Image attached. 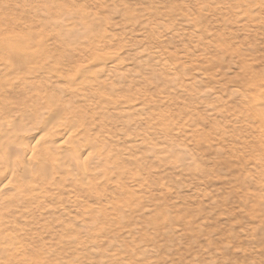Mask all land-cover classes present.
I'll use <instances>...</instances> for the list:
<instances>
[{"label":"rangeland","instance_id":"rangeland-1","mask_svg":"<svg viewBox=\"0 0 264 264\" xmlns=\"http://www.w3.org/2000/svg\"><path fill=\"white\" fill-rule=\"evenodd\" d=\"M61 16L101 26L67 36ZM29 51L41 89L93 116L113 172L24 208L25 243L0 264H264V0H0L11 115Z\"/></svg>","mask_w":264,"mask_h":264},{"label":"bare ground","instance_id":"bare-ground-1","mask_svg":"<svg viewBox=\"0 0 264 264\" xmlns=\"http://www.w3.org/2000/svg\"><path fill=\"white\" fill-rule=\"evenodd\" d=\"M80 14L75 9L66 15L75 19ZM63 19L61 16L52 21L51 30L57 32L60 29L67 36L87 37L101 26L83 21L78 28L62 30ZM40 54L29 51L14 56V62L22 59L17 63L22 68L19 83L26 91L16 115L4 111L7 102L1 98L4 90L0 88V263L1 259L18 254L21 246L18 243H25L22 238L25 236V219L20 217L24 208L40 210L41 197L65 184L72 188L84 184L88 191L94 190L99 175L113 172L112 168L108 171L106 167L107 147L87 129L93 116L78 105L74 107L73 101L77 98L72 101L71 96L65 99L55 90L41 89L40 75L47 67ZM178 153L174 155L180 160L187 158V153ZM98 167H102V172H92V168ZM137 174L129 176L141 183L144 178ZM80 180L84 181L79 183Z\"/></svg>","mask_w":264,"mask_h":264}]
</instances>
